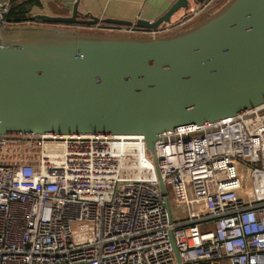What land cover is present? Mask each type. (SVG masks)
Masks as SVG:
<instances>
[{
	"label": "built area",
	"instance_id": "built-area-1",
	"mask_svg": "<svg viewBox=\"0 0 264 264\" xmlns=\"http://www.w3.org/2000/svg\"><path fill=\"white\" fill-rule=\"evenodd\" d=\"M190 2L156 30L60 27L166 36L209 6ZM10 4L0 30L37 26L9 21ZM158 137L153 153L140 135L0 137V264H264V103Z\"/></svg>",
	"mask_w": 264,
	"mask_h": 264
},
{
	"label": "water",
	"instance_id": "water-1",
	"mask_svg": "<svg viewBox=\"0 0 264 264\" xmlns=\"http://www.w3.org/2000/svg\"><path fill=\"white\" fill-rule=\"evenodd\" d=\"M190 1L198 3L176 0L153 22H129L81 14L76 0L70 16L27 19L54 26L0 30V137L140 135L153 153L162 132L215 123L264 103V0H228L166 36L60 27L156 30ZM157 178L165 194L158 172Z\"/></svg>",
	"mask_w": 264,
	"mask_h": 264
},
{
	"label": "crops",
	"instance_id": "crops-1",
	"mask_svg": "<svg viewBox=\"0 0 264 264\" xmlns=\"http://www.w3.org/2000/svg\"><path fill=\"white\" fill-rule=\"evenodd\" d=\"M11 1V0H10ZM24 0H15L22 2ZM29 17L44 16H70L76 0H35ZM176 0H77L78 12L91 14L98 18H109L134 22L138 19L153 22L162 16ZM198 4L190 2V5L198 8L209 4L202 15H207L219 10L228 0H197ZM186 10H180L172 17V22L178 21ZM201 15V16H202ZM28 17V18H29ZM37 27L54 26L35 20Z\"/></svg>",
	"mask_w": 264,
	"mask_h": 264
},
{
	"label": "trees",
	"instance_id": "trees-1",
	"mask_svg": "<svg viewBox=\"0 0 264 264\" xmlns=\"http://www.w3.org/2000/svg\"><path fill=\"white\" fill-rule=\"evenodd\" d=\"M36 5L35 0H24L22 2H15L11 0L8 11V19L12 22H24L29 17V12L32 6Z\"/></svg>",
	"mask_w": 264,
	"mask_h": 264
},
{
	"label": "rangeland",
	"instance_id": "rangeland-1",
	"mask_svg": "<svg viewBox=\"0 0 264 264\" xmlns=\"http://www.w3.org/2000/svg\"><path fill=\"white\" fill-rule=\"evenodd\" d=\"M206 18V15H202L200 17H198L194 22H193V25L204 20ZM192 26V25H191ZM190 26V27H191ZM189 28V27H188ZM187 29V28H186ZM185 30V29H184ZM81 32H86V33H93L92 31H87V30H80ZM102 34H108V33H102ZM115 35H123V34H115ZM124 36H128V35H124ZM154 37H157V36H154ZM249 169L247 168H244L243 166H239L238 167V174H239V177H240V180L242 181L243 183V188L244 189H248L249 186H250V180H249ZM245 202H247L245 200ZM171 204V202H170ZM170 210L171 212L173 213L174 211H176L177 209L173 206V205H170Z\"/></svg>",
	"mask_w": 264,
	"mask_h": 264
}]
</instances>
